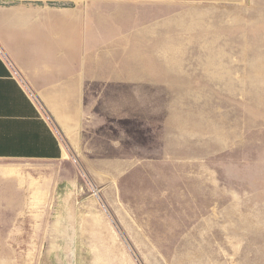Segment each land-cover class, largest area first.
<instances>
[{
    "label": "rangeland",
    "instance_id": "obj_1",
    "mask_svg": "<svg viewBox=\"0 0 264 264\" xmlns=\"http://www.w3.org/2000/svg\"><path fill=\"white\" fill-rule=\"evenodd\" d=\"M128 11L64 158L0 160V264H264V0Z\"/></svg>",
    "mask_w": 264,
    "mask_h": 264
},
{
    "label": "crops",
    "instance_id": "obj_2",
    "mask_svg": "<svg viewBox=\"0 0 264 264\" xmlns=\"http://www.w3.org/2000/svg\"><path fill=\"white\" fill-rule=\"evenodd\" d=\"M140 3L0 0V160L64 158L57 129L77 126L93 83L120 71L104 48H116L121 23L132 30Z\"/></svg>",
    "mask_w": 264,
    "mask_h": 264
}]
</instances>
